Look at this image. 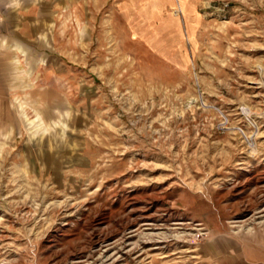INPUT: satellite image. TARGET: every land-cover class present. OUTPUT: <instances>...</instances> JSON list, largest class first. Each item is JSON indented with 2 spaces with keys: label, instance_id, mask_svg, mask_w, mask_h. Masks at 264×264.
I'll return each mask as SVG.
<instances>
[{
  "label": "rangeland",
  "instance_id": "rangeland-1",
  "mask_svg": "<svg viewBox=\"0 0 264 264\" xmlns=\"http://www.w3.org/2000/svg\"><path fill=\"white\" fill-rule=\"evenodd\" d=\"M0 264H264V0H0Z\"/></svg>",
  "mask_w": 264,
  "mask_h": 264
},
{
  "label": "built area",
  "instance_id": "built-area-1",
  "mask_svg": "<svg viewBox=\"0 0 264 264\" xmlns=\"http://www.w3.org/2000/svg\"><path fill=\"white\" fill-rule=\"evenodd\" d=\"M198 237V236H197Z\"/></svg>",
  "mask_w": 264,
  "mask_h": 264
}]
</instances>
